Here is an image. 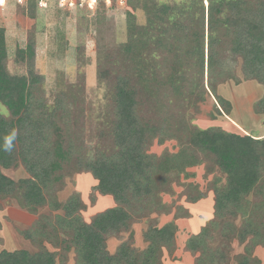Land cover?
I'll use <instances>...</instances> for the list:
<instances>
[{
	"label": "trees",
	"instance_id": "obj_1",
	"mask_svg": "<svg viewBox=\"0 0 264 264\" xmlns=\"http://www.w3.org/2000/svg\"><path fill=\"white\" fill-rule=\"evenodd\" d=\"M186 2L185 8L175 11L174 6H160L157 0L127 1V41L111 59L122 66L116 68L111 95L113 117L101 131L106 143L96 149V155L89 154L85 142L77 143L79 137L68 129L67 117L77 101H35V39L17 49L16 62L26 67V73L13 75L7 68L6 29L0 26V104L9 113L6 117L0 112V145L15 133L12 150L0 149V199H16L31 214L44 207L63 212L55 220L45 218V224L24 234L37 252L3 250L0 264H65L71 251L76 264H162L165 251L172 255L175 250L176 223L149 226L144 250L133 246L132 232L111 254L108 237L130 229L131 210L143 216L164 207L159 194L167 191L171 174L185 173L207 159L225 177V184L214 188L215 218L187 240L186 249L197 255L195 264H228L237 241L246 245L245 252L236 257L238 264H261L253 251L264 245V137L217 127L200 129L186 118L174 120L164 101L187 100L189 110L211 94L218 104L217 114L229 115L232 106L217 89L230 81L226 70L230 60L235 66L241 62L245 80L264 86V0ZM22 8L36 18V0ZM138 9L145 11L146 25L137 22ZM227 51L234 60L223 57ZM113 75V69H105L99 81ZM254 112L264 115V96L254 105ZM156 139L161 144L176 139L178 153L149 154ZM19 166L28 178L15 181L3 172ZM73 166L78 172L91 173L97 180L95 189L117 204L91 222L81 215L86 207L78 195L66 203L56 198L55 192ZM202 198L194 197L192 202ZM60 233L66 238L61 239ZM215 234L223 239L221 246H212L217 241ZM46 244L63 250L60 263L58 253Z\"/></svg>",
	"mask_w": 264,
	"mask_h": 264
},
{
	"label": "rangeland",
	"instance_id": "obj_2",
	"mask_svg": "<svg viewBox=\"0 0 264 264\" xmlns=\"http://www.w3.org/2000/svg\"><path fill=\"white\" fill-rule=\"evenodd\" d=\"M49 1L48 8H38L34 19L28 16L23 6L16 4L15 0H6V5L0 7V26L6 29L9 51L7 68L13 75L26 73V67L16 62V51L18 48H26L33 37L36 41L35 101L49 104H53L58 99L77 101L72 103V115L67 117L68 129L79 137L77 143L85 142L89 154L96 155V149L102 148L106 143L101 138V131L113 117L114 102L111 95L117 75L116 68L122 66L113 63L111 59L113 55L116 56L119 46L127 41L126 12L130 9L127 5L128 0H96L97 3L92 7L88 6V3L93 0H74L77 4L85 1L84 7L71 11L59 10L57 7L59 0ZM66 1L69 3L73 0ZM164 3L174 6L175 11L188 5L186 0H157L160 6ZM136 15L137 22L146 25L145 11L138 9ZM223 57L233 58L229 51L223 53ZM230 62L227 63L230 64V68L226 69L227 76H231L230 81L219 85L217 89L218 94L232 106L229 115L217 114L218 104L211 94H207L205 101H199L196 107H191L189 110L186 109L189 106L187 100L169 98L164 101L169 110L166 109L172 112V119L186 118L200 129L217 127L232 133L262 138L264 115L256 114L254 105L264 96V86L255 80L244 79L240 61L236 66L231 60ZM105 69H113L114 75L110 80L105 79L100 82L99 74ZM143 110L146 115L153 117L148 108ZM0 112L9 117L8 110L2 104H0ZM179 149L180 145L176 139L167 140L164 144L156 139L152 142L148 153L160 157L165 153L176 154ZM75 166L71 168L70 173H66L61 188L55 192L56 198L61 203H66L71 197L78 195L86 207L81 215L86 222H91L97 214L117 204L111 196H108L111 205L110 200L99 202L103 195L95 189L97 180L91 173L78 172ZM3 172L15 181L29 177L23 166ZM224 184L225 177L208 159L199 166L187 169L185 173L171 174L167 191L159 194V200L164 207L160 206L159 210L153 212H141L143 216L131 210L134 220L130 229L108 237L109 252L115 254L119 246L130 239L132 232L133 246L138 250H144L147 246L144 233L149 226L162 227L174 222L178 226L175 250L172 255L165 251L162 264H195L197 255L186 249V242L215 218L214 188L216 185ZM200 195L203 196L201 200L192 202L194 197ZM57 214L63 212H54L49 207L41 208L36 214H31L20 207L16 199H0L2 223L0 252L17 249L37 252V247L24 234L45 224V218L50 217L55 220ZM235 221L240 226L241 220ZM59 236L61 239L66 238L61 233ZM215 236L217 241L213 242L212 246H221L223 239L217 234ZM46 246L58 253L60 263L63 250L54 248L51 244ZM245 249L246 245L235 241L232 244L228 264H238L236 257L243 254ZM253 256L264 264V245L255 247ZM65 264H76L74 251L66 255Z\"/></svg>",
	"mask_w": 264,
	"mask_h": 264
},
{
	"label": "built area",
	"instance_id": "obj_3",
	"mask_svg": "<svg viewBox=\"0 0 264 264\" xmlns=\"http://www.w3.org/2000/svg\"><path fill=\"white\" fill-rule=\"evenodd\" d=\"M31 0H15L16 4L20 6H26ZM38 8H48L50 1L49 0H36ZM85 1H81L77 4V2L70 1L69 3L66 0H59V4H57V7L60 9H67V10H73L78 9V7H84ZM97 1L93 0L88 3L90 7H92L94 4H96ZM77 4V5H76ZM6 5V0H0V7H4ZM75 6V7H74Z\"/></svg>",
	"mask_w": 264,
	"mask_h": 264
},
{
	"label": "clouds",
	"instance_id": "obj_4",
	"mask_svg": "<svg viewBox=\"0 0 264 264\" xmlns=\"http://www.w3.org/2000/svg\"><path fill=\"white\" fill-rule=\"evenodd\" d=\"M15 139V133L13 132L11 135L5 137L3 144L0 145V149L3 151H11L13 148V141Z\"/></svg>",
	"mask_w": 264,
	"mask_h": 264
},
{
	"label": "crops",
	"instance_id": "obj_5",
	"mask_svg": "<svg viewBox=\"0 0 264 264\" xmlns=\"http://www.w3.org/2000/svg\"><path fill=\"white\" fill-rule=\"evenodd\" d=\"M106 198H109L108 196H102V197H100V199H99V202H102L103 200H110V198L109 199H106ZM110 202V205H111V200L109 201ZM108 209V208H107ZM106 210V209H105ZM105 210H103V211H105ZM102 211V212H103ZM0 223H1V221H0ZM1 225H2V223H1ZM164 226V225H163ZM2 229V228H1ZM180 233V232H179ZM179 233H178V235H179ZM50 249V248H49ZM51 250V249H50ZM259 250V249H258ZM260 251V250H259Z\"/></svg>",
	"mask_w": 264,
	"mask_h": 264
}]
</instances>
